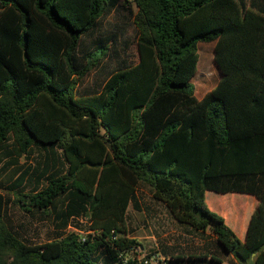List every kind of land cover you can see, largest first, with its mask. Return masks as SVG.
<instances>
[{
  "label": "trees",
  "instance_id": "16d2710c",
  "mask_svg": "<svg viewBox=\"0 0 264 264\" xmlns=\"http://www.w3.org/2000/svg\"><path fill=\"white\" fill-rule=\"evenodd\" d=\"M122 11L126 50L98 33ZM211 42L222 79L200 100L198 45ZM35 151L46 159L0 182V264H139L126 219L142 185L239 264H264V0H0V172ZM209 192L256 198L245 237ZM13 205L53 216L57 238L24 242ZM82 217L92 234L68 232Z\"/></svg>",
  "mask_w": 264,
  "mask_h": 264
},
{
  "label": "rangeland",
  "instance_id": "374dc122",
  "mask_svg": "<svg viewBox=\"0 0 264 264\" xmlns=\"http://www.w3.org/2000/svg\"><path fill=\"white\" fill-rule=\"evenodd\" d=\"M245 2L247 5L250 4V0H245ZM126 22V12L111 13L99 21L98 33L109 32L107 34L121 35V47L126 50L123 41L127 40L131 44L133 43L132 32L128 30L126 36L123 33L122 27ZM215 45L216 42L199 43L198 45L199 64L197 73L191 82L198 99H202L213 90L222 79V73L215 62ZM130 53L133 61H137L138 55L135 46H132ZM99 73L97 69H94L91 80L98 75L102 76ZM45 159L46 154L39 151H35L34 155L29 158L19 159L16 166L10 167L5 173L0 172V182L6 181L10 177L16 179L24 168L30 165L36 167L41 160ZM7 161V159L4 160L3 164ZM20 167H23L21 171L15 173ZM59 167L62 168L60 164ZM251 199L253 197L248 195L232 194L226 197L212 192L207 193L209 208L222 215L228 225L242 238L246 234L243 221L245 214L255 208ZM138 200L140 210H136L131 204L127 211L126 236L140 244L139 248L129 255L130 259L138 261L139 264L147 260L150 261V264H160L157 261L158 258H169L170 255L177 256L179 254L187 259L190 255L199 256L202 254V256L209 257V254L205 253L217 254L215 236L211 231L208 230L205 236H201L191 232L190 228L179 225L169 215L166 207L154 200L151 188L145 185L140 186ZM7 218L9 224L26 243L42 245L57 238L59 233L53 216L44 218L41 215L25 213L15 205L8 209ZM90 226L91 221L82 217L72 220L67 231L85 236L92 234ZM224 256L226 259L223 260H226V264H236L235 260L228 258L227 254L224 253Z\"/></svg>",
  "mask_w": 264,
  "mask_h": 264
},
{
  "label": "crops",
  "instance_id": "0c3cea01",
  "mask_svg": "<svg viewBox=\"0 0 264 264\" xmlns=\"http://www.w3.org/2000/svg\"><path fill=\"white\" fill-rule=\"evenodd\" d=\"M201 100V99H200ZM240 195V194H239ZM230 196V195H229ZM248 196H250V195H248ZM228 197V196H227ZM251 197H253V196H251ZM227 199V198H226ZM251 201H252V204H253V207L255 206V208H254V210L256 209V207H257V205H258V201L256 200V198L255 197H253V199H251ZM188 230V229H187ZM191 232H194L195 234H199V235H201V236H205V234H207V232H205V233H202V232H196V231H193V230H191ZM215 240H216V238H215ZM216 247H217V244H216ZM217 254H213V253H205V254H209V257L208 256H202V254H199V256H196V255H190V256H188L187 257V259H185L183 256H180L179 254L177 255V256H174V255H170V257L169 258H166L167 260H168V262H169V264H191L190 263V261H189V257H207L205 260H201V261H196V263H193V264H206L205 263V261H209L210 259H211V256L213 255V256H216V257H218L219 259H221L222 261H223V264H226L225 262H226V260H223V259H226V257L224 256V253L221 251V250H219L218 248H217ZM179 258H181V259H183V260H180ZM228 258H232L233 260H235V258L232 256V255H228ZM235 262H236V264H239L236 260H235Z\"/></svg>",
  "mask_w": 264,
  "mask_h": 264
},
{
  "label": "built area",
  "instance_id": "2783aa9c",
  "mask_svg": "<svg viewBox=\"0 0 264 264\" xmlns=\"http://www.w3.org/2000/svg\"><path fill=\"white\" fill-rule=\"evenodd\" d=\"M151 261H152V259H151ZM157 261H159L160 264H169L168 260L165 257H160V258H158ZM142 264H150V261L147 260V261L143 262Z\"/></svg>",
  "mask_w": 264,
  "mask_h": 264
}]
</instances>
